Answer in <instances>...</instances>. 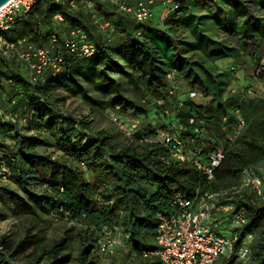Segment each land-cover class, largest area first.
Masks as SVG:
<instances>
[{
	"label": "trees",
	"instance_id": "1",
	"mask_svg": "<svg viewBox=\"0 0 264 264\" xmlns=\"http://www.w3.org/2000/svg\"><path fill=\"white\" fill-rule=\"evenodd\" d=\"M68 1L40 0L4 32L10 42L25 40L62 55L63 71L54 75L47 69L38 84L33 85L23 62L15 57H0V94L8 102L15 100L12 109L22 117H31L23 126L40 135L17 136L14 144H9L3 134L15 132L21 125L0 118V171L2 166L6 167V179L20 188L17 193L5 192L0 186V203H12L15 219L38 217L42 213L71 223L73 229H78L82 244L77 257L80 264H94L90 259L99 253L98 240L105 232L123 241L114 257L125 259L133 255L139 259L137 264H164L158 257L144 254L155 248L158 214L175 212L176 194L189 198L197 188L212 192L229 190L241 183L245 169L264 165V98L251 100L230 94L234 88L230 82L238 71L241 53L226 49L207 34L202 33L195 42L190 37L183 40L188 46L185 51L178 44V28L158 29L151 24L154 17L138 22L132 15L117 11L108 0H95L93 13L81 4L73 8ZM174 1L178 10L165 6L171 18L179 26L194 24L195 16L184 9L182 1ZM56 14L63 15V23L54 22ZM103 23L109 24L105 30L101 28ZM244 25L248 29L250 24ZM252 28L264 37V24L257 22ZM72 29L86 33L96 47L94 55L85 57L66 48ZM51 32L58 36L55 43L51 41ZM194 35L195 29L191 36ZM197 48V55L204 61L205 77L199 75L187 56ZM119 52L124 53L126 65L118 68L143 93L138 100L128 96L123 85L111 76ZM227 62L233 64L222 68ZM253 65L254 76L264 83V57L254 56ZM170 72L175 73L174 80H169ZM85 83L101 93L104 100L89 96ZM186 84L189 92L184 97L180 91ZM53 89L81 93L87 101L105 105L116 114L128 110L138 120L148 115L154 120L133 130L123 143L114 142L109 132L91 133L86 117L58 111L48 96ZM192 92H196V98H191ZM199 97L203 101H197ZM237 108L246 119V127L230 144L221 129V120L227 114L234 120ZM158 130L178 136L185 150L200 148L199 158L204 162L223 148L225 158L214 170V178L208 180L188 161L164 162L171 156L170 146L158 138ZM37 143L56 148L72 162L62 163L37 153ZM2 180L5 179L0 176ZM33 183L46 186L44 192H35ZM223 202L232 203L236 209L245 207L247 223L240 239L255 234L247 264H264V196L253 199L245 189ZM25 233L18 240L11 234L0 236V264H43L46 257L52 260L51 264L70 261V254L62 252L65 237L47 246L42 244V234L32 233L31 228Z\"/></svg>",
	"mask_w": 264,
	"mask_h": 264
},
{
	"label": "built area",
	"instance_id": "2",
	"mask_svg": "<svg viewBox=\"0 0 264 264\" xmlns=\"http://www.w3.org/2000/svg\"><path fill=\"white\" fill-rule=\"evenodd\" d=\"M40 0H11L0 9V57L17 58L23 62L29 81L37 85L43 78L47 69H51L54 75H59L63 71V56L56 54L50 49L38 48L25 40L10 42L4 32L9 30L18 21L22 20L28 12ZM54 2H65L66 0H53ZM115 5L117 11L123 14H130L138 22H146L154 17V7L159 3L170 6L172 11L178 10L179 6L174 0H108ZM69 5L73 8L79 4L83 5L90 12H94L95 0H69ZM54 22L61 24L64 17L61 14L54 16ZM97 22V21H96ZM109 27L108 23L101 24L103 30ZM66 41V48L81 56L91 57L96 53V47L88 40V37L81 29H72ZM51 41H58L55 32H51ZM169 80L175 79V73L168 74ZM231 95H242L247 99L255 100L258 96L253 89L244 87H234L230 90ZM191 98H196V92L190 94ZM15 100L8 102L6 97L0 94V118L17 125H26L30 116L22 117L14 111ZM235 118L227 114L222 117L221 129L226 132V140L234 143L246 127V119L237 108L234 110ZM118 119V118H116ZM116 119H114L116 121ZM193 122V120H191ZM118 121L121 129L125 127ZM137 128L134 124L130 130L125 127L126 136H131L133 130ZM204 134H208L206 130ZM158 138L166 145L170 146L171 156L164 159L169 163L170 159L177 161H188L192 163L208 180L214 178V170L218 168L224 158L223 148L213 152L208 161L200 160V148L185 150L183 143L178 136L165 131H157ZM13 161V159H12ZM85 168L84 164L81 163ZM8 169L2 166L0 176L6 179ZM261 169L250 167L244 170L241 183L229 190L212 192L197 188L192 197H185L176 194L174 205L176 210L172 214L159 213L157 236L155 248L148 251L144 256L158 257L164 264H217L221 256L235 264H247L253 253V243L255 234L249 233L240 239L241 230L247 223V212L245 207L235 208L232 203L223 201L231 199L242 190H247L253 199H262L264 196V177ZM241 240V241H240ZM123 241L119 237L113 236L110 232H105L98 240L99 253L103 257H112L116 248L122 247Z\"/></svg>",
	"mask_w": 264,
	"mask_h": 264
},
{
	"label": "rangeland",
	"instance_id": "3",
	"mask_svg": "<svg viewBox=\"0 0 264 264\" xmlns=\"http://www.w3.org/2000/svg\"><path fill=\"white\" fill-rule=\"evenodd\" d=\"M240 1H242V3H244V5L247 7L246 14H248V16L256 17L262 15L261 10L258 9L257 0ZM190 2V0L185 1L186 4H183V7L189 14L192 13L195 16L194 24L187 22V24H190L189 26H186V24L179 26L178 21L171 18V12L167 8L159 9V11L156 10L151 24L156 26L158 29L166 31L170 28H178L177 34H180L178 37V44L181 47V50H188V46L183 43V40H186L190 37V35H192L193 29L196 30V34L198 35L206 33V36L215 37V39L219 40L226 49H235L239 54L241 53V57L239 58V63L237 64L238 71L235 77H232L230 87H250L253 89L254 94L257 95L258 98H264V83L258 81L254 76L255 67L253 65L252 54L256 52V40L254 37H252V35H245L239 31L243 26V17H236L235 29L237 31L234 30L229 34L223 29L221 24H214L212 21L206 19L209 18L206 16V14L209 12L204 11V8L202 7L203 5H200L202 8H199V6L196 7L195 4H190ZM211 3V9H214L216 6H214L215 2L211 1ZM85 9L88 10L87 8ZM210 12L213 14V10H210ZM60 29L64 30V26L60 25ZM198 52L200 51L197 48L196 51L193 50L192 52H189V55L187 56L192 60V62L195 63L194 68L199 72V75L201 77H205L202 69L204 61L199 58L197 55L199 54ZM259 53L264 57V47L259 49ZM116 64L117 66H114L110 72L111 76H113L123 85L127 95L131 98H136L138 100L143 97V93L133 87L127 76L120 68H118V66L124 67L126 65L124 53H117ZM232 64V62L225 63L222 68L231 66ZM84 86L87 89L89 96L99 100H104V97L101 95V93L95 91L90 84L85 83ZM8 90L12 91L10 86L8 87ZM180 92L182 96L185 97L187 92H189L188 85H183ZM48 94L49 99L58 111L65 114H71L77 118L86 117L89 121V131L91 133H96L102 130L109 132L113 135L114 142L123 143L126 140V135L123 130L125 127L127 130H130L133 125L136 124L137 128H143L153 119L151 115H148V117H143L138 120L134 115H132V112L128 110L125 111V113L116 114L105 105H97L87 101L81 93H70L61 89H53ZM197 101H203V98L201 99L199 97L197 98ZM114 119H116V121ZM118 121L124 123L123 125H125V127L121 129L120 125H118ZM46 135L47 136H44V138H49V133L47 131ZM3 136L9 142V144H14L15 138L17 136L31 137L40 135L36 131H31L30 129L21 125L16 129L15 132H7L4 133ZM35 150L37 153L49 156L53 160H60L62 163L72 162L69 158L63 157L62 153L57 151L56 148L46 146L43 143H37ZM260 167H264V165ZM36 175L40 180V175L38 173H36ZM0 186L4 188L5 192L17 193L20 190L18 184L11 179L2 180L0 182ZM45 188L46 186L44 185L40 186L39 184L33 183V189L35 192L42 193L44 192ZM12 211L13 205L11 202H6L3 204L0 203V236L11 234L14 235L18 240L25 236V232L29 228H31L32 233L36 234H39L40 230H42L40 233L44 236V241L42 244L47 246H51L55 240L65 237L66 241L64 242L62 252L70 254V261L66 264H80L77 257L81 251L82 244L80 237L78 236V229H73L71 223L62 219H55L50 215L42 213L38 217L29 216L22 217L21 219H15L13 217ZM90 258L91 257H89V259ZM90 260H93L94 264H121V262L123 264H137L139 261V259L133 255L125 259H121L119 256H112L108 258L103 257L98 252L96 255H93V258ZM224 260L225 256H221L217 263L223 264ZM51 263L52 260L48 257L43 260V264Z\"/></svg>",
	"mask_w": 264,
	"mask_h": 264
},
{
	"label": "crops",
	"instance_id": "4",
	"mask_svg": "<svg viewBox=\"0 0 264 264\" xmlns=\"http://www.w3.org/2000/svg\"><path fill=\"white\" fill-rule=\"evenodd\" d=\"M135 0H132V2H134ZM182 3L185 5V1L187 0H181ZM190 4H195V6H199V8H204V11H207L209 12L208 14H206L207 17L209 18H206L207 20L209 21H212L214 24H221L223 29L225 31H227L229 34L232 33L235 29V19L236 17H240L242 16L243 19H244V22H243V26L241 28V31L242 33H244L245 35H252V37L255 38L256 40V52L253 55L254 56H257V55H261L259 53V49L260 48H263L264 47V37L261 36V33L252 28V25L259 22V24L261 23L264 24V0H257V5H258V9L261 10V16H256V17H253V16H248V14H246V9L247 7L244 5V3H242V1L240 0H190ZM193 1V2H192ZM195 1V2H194ZM212 2H215L214 6L215 8L214 9H211L212 7ZM200 5H203L202 7ZM85 8V7H84ZM163 8H166L163 4H157L155 7H154V11L156 13V10L159 11V9H163ZM209 9V10H208ZM210 10H213V14H211ZM202 12V11H201ZM245 22H249V28H244L245 27ZM231 23H233L234 25L232 26ZM246 27H248L246 25ZM237 31V30H236ZM206 34V33H204ZM210 37V36H209ZM190 38H193L191 39L193 42L195 40H197V38H199V35L196 34V36H191L190 35ZM211 38H214L215 37H211ZM217 40V39H215ZM219 41V40H218ZM228 63V62H227ZM261 169V173L264 177V167H259Z\"/></svg>",
	"mask_w": 264,
	"mask_h": 264
},
{
	"label": "water",
	"instance_id": "5",
	"mask_svg": "<svg viewBox=\"0 0 264 264\" xmlns=\"http://www.w3.org/2000/svg\"><path fill=\"white\" fill-rule=\"evenodd\" d=\"M11 0H0V9L3 8L7 3H9Z\"/></svg>",
	"mask_w": 264,
	"mask_h": 264
}]
</instances>
